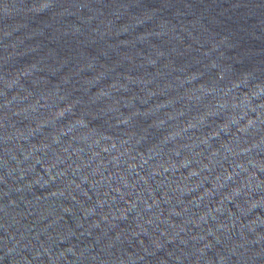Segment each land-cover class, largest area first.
I'll return each mask as SVG.
<instances>
[{
  "label": "water",
  "instance_id": "1",
  "mask_svg": "<svg viewBox=\"0 0 264 264\" xmlns=\"http://www.w3.org/2000/svg\"><path fill=\"white\" fill-rule=\"evenodd\" d=\"M0 264H264V0H0Z\"/></svg>",
  "mask_w": 264,
  "mask_h": 264
}]
</instances>
